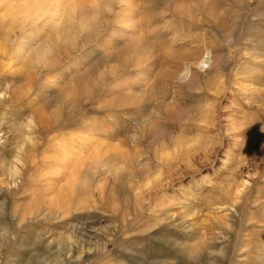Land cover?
<instances>
[{
    "label": "rangeland",
    "instance_id": "1",
    "mask_svg": "<svg viewBox=\"0 0 264 264\" xmlns=\"http://www.w3.org/2000/svg\"><path fill=\"white\" fill-rule=\"evenodd\" d=\"M175 1L157 62L117 75L137 0H0V264H264V0Z\"/></svg>",
    "mask_w": 264,
    "mask_h": 264
},
{
    "label": "bare ground",
    "instance_id": "2",
    "mask_svg": "<svg viewBox=\"0 0 264 264\" xmlns=\"http://www.w3.org/2000/svg\"><path fill=\"white\" fill-rule=\"evenodd\" d=\"M120 1L127 2V4H130L132 0H120ZM161 1L163 3L166 2L167 4H170V3L172 4L174 0H137L138 4H137L136 9H131L128 6L126 7V9L128 11L131 9V11H130V13L132 15L131 18H133V21L135 22V23H133V25L138 26V28H139L138 33L136 34V36L134 38H130V37L126 38V36L124 34L117 35L114 38L113 43L115 44V46H117L118 52L117 51H114V52L110 51V52H108V54H110V55L113 54L112 56H114L116 54L115 58H117V54H120L121 52L123 53L125 51H129V50H133L137 55H141V54H144V55H143V57L140 56L139 58H137L135 54L133 56H131L129 58L130 59L129 62L122 63L121 67H118L117 69H115L113 71V72H117V75L122 74L124 71H126L128 69H133L136 66L144 65L146 63L157 62L156 58H154V55H153V53H154L153 44L149 38L153 37L154 39H156L155 42H158L161 45H163L165 41H169L168 37L165 36V31L163 30V26L165 24V20L163 19L164 18L163 12L160 10H157V7L159 6V4H162ZM186 1L187 0H176L175 2L185 3ZM221 2H222V0H210V4L212 6H217ZM55 10L56 9L54 7V10L53 9L52 10L45 9V10H41V11L40 10L35 11L34 14L36 16H34L33 14L32 15L30 14L29 15L30 21L28 23H23L22 21H20L21 18H17L18 28L21 30L22 33H25V30H23L25 25L27 28H29L25 33L26 35L21 37V38L33 39V37L40 36V34H37L35 36V34H33L32 31H29L35 25V20H33V19L45 14L46 22L47 23L53 22L55 19V13H56ZM180 11H182V10H177V13H181ZM183 13H184V11H183ZM213 15L209 19H207V22L210 21V23H212V25L215 26L219 20H218L217 16H215V15L213 16ZM192 19H194V18L189 17V20H192ZM64 26H68V25L64 24ZM67 28H69V27H67ZM65 32H66V35L68 37H70L72 35V31L70 29H67ZM187 32L189 33L190 30ZM187 36H188V34L184 33L183 37H187ZM181 39H184V38L181 37ZM103 45H104L103 47H108L107 43H103ZM47 48H49V47H47ZM47 48L44 49L43 51H47L48 50ZM158 50H159L158 51L159 54L157 55L158 57L155 55V57H157L158 61H165V60H171V59L178 60L180 58L185 59L187 61H191V62L196 60L193 52L180 54V52H178L177 50H174V49L172 51L171 50L164 51L163 49L158 48ZM90 54H91V51H87L84 54H81L80 58H89ZM150 55H153V56L150 57ZM115 58H112V59H115ZM100 59H102V61L105 63L108 61L106 58H100ZM81 60L82 59H78L77 63L80 64ZM91 63H93L92 65L95 64V62H91ZM189 64H191V63L189 62V63L183 64L182 69L180 71V74L178 75V78H185L187 76L189 69H190ZM196 64L200 69L204 68L205 65L208 66L210 64L209 53L206 51L205 55L202 56ZM109 70L112 71L113 69L109 68ZM143 74L149 75L150 69L146 68V70ZM77 76L79 78H82V77L86 76V73L78 74ZM138 90L142 91V90H140V88ZM107 91H111V89L108 88ZM141 94H143V93H141ZM136 96H140V94L139 95L136 94ZM117 98H119V97H114L112 99L109 98V100L107 102L104 101L105 102L104 106H106V105L111 106V104H113L114 100ZM32 114H33V117L35 119L40 120L41 117L45 118L47 121L48 128H58L59 126L66 123V121L70 117H72V112H70V111L69 112L67 110L66 111H62V110L56 111L53 109H48V107H47V109H44L43 107L42 108L41 107L36 108L32 112ZM30 120H32V119H30ZM66 124L68 125V123H66Z\"/></svg>",
    "mask_w": 264,
    "mask_h": 264
}]
</instances>
